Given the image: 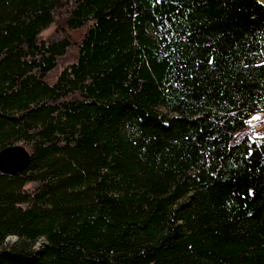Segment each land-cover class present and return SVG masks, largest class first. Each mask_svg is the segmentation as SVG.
I'll list each match as a JSON object with an SVG mask.
<instances>
[{"label": "trees", "instance_id": "16d2710c", "mask_svg": "<svg viewBox=\"0 0 264 264\" xmlns=\"http://www.w3.org/2000/svg\"><path fill=\"white\" fill-rule=\"evenodd\" d=\"M258 113L260 0H0V264H264Z\"/></svg>", "mask_w": 264, "mask_h": 264}, {"label": "water", "instance_id": "95a60500", "mask_svg": "<svg viewBox=\"0 0 264 264\" xmlns=\"http://www.w3.org/2000/svg\"><path fill=\"white\" fill-rule=\"evenodd\" d=\"M30 163L29 152L21 145H14L0 151V173L12 177L24 172Z\"/></svg>", "mask_w": 264, "mask_h": 264}, {"label": "rangeland", "instance_id": "374dc122", "mask_svg": "<svg viewBox=\"0 0 264 264\" xmlns=\"http://www.w3.org/2000/svg\"><path fill=\"white\" fill-rule=\"evenodd\" d=\"M264 5V0H260ZM55 26L50 27L40 35V39H46L53 35ZM247 132L253 137L264 136V113H258L252 116L248 121ZM14 239H8V242H13Z\"/></svg>", "mask_w": 264, "mask_h": 264}]
</instances>
